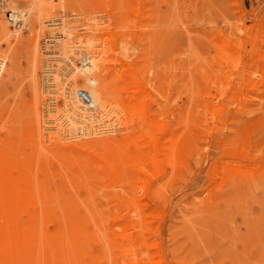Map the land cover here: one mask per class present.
<instances>
[{
	"label": "rangeland",
	"instance_id": "obj_1",
	"mask_svg": "<svg viewBox=\"0 0 264 264\" xmlns=\"http://www.w3.org/2000/svg\"><path fill=\"white\" fill-rule=\"evenodd\" d=\"M35 1L0 10V264H264V0Z\"/></svg>",
	"mask_w": 264,
	"mask_h": 264
},
{
	"label": "bare ground",
	"instance_id": "obj_2",
	"mask_svg": "<svg viewBox=\"0 0 264 264\" xmlns=\"http://www.w3.org/2000/svg\"><path fill=\"white\" fill-rule=\"evenodd\" d=\"M7 5H9L8 4V0H7ZM63 7L64 6L61 4L60 1H58V2L57 1L56 2H51V3H47V2L44 3V2H41L40 0H37V1H35L31 5V8L33 9V11H38V12H42L43 10L46 11L45 9H54V8L61 9ZM11 16H12V19H14L15 21H17L18 15L12 9H11V14L9 16L10 19H11ZM56 24L62 25L63 24L62 23V20L57 19L56 20ZM61 29L63 30V27ZM63 31H65V30H63ZM62 34H64V33H62ZM71 36L72 35H71L70 32L65 33L66 40L61 41L63 44H62V47H60V48L63 49V53L66 54V57L69 59L68 65L74 59L73 54H76V55L77 54H79V55L81 54L82 60L85 62V64H84L85 69L88 72V74L86 75V78H85V82L87 83L86 84L87 87L85 88V90H82V89H78L77 90L74 87H71L68 90L67 97H68L69 100H68V103L65 104L63 106V108H62L63 112H66L68 114V116L66 117L67 119L66 120L64 119V123H68L70 125L69 130L70 129H73L74 130L75 127H79V128L82 127L85 131H88V132L89 131L90 132L92 131V133H93L95 131V128H96L95 126L102 119L100 113H101V111H103V109H105L104 107L106 106V102H107L108 99L103 94L104 92L100 89L101 88L100 85L98 87V83H97L96 79L93 77L94 75L91 72V71H93V70H95L97 68V64H98L97 63V60L95 59L96 57H94V55H93V50H92L93 45L90 44V43L89 44H82V43L81 44H77L76 43L77 45H74L75 43L73 44V40H72V37ZM45 52L47 53V51H45ZM52 53H58V52H51V54ZM47 54H49V52ZM4 62L5 61H3L2 59H0V76H1V73H2V71L4 69V67H5ZM71 64H72V62H71ZM75 69H76L75 67L72 68V70H75ZM77 70H79V69H77ZM80 70H82V69H80ZM46 71L49 72L48 70H46ZM50 72H51V70H50ZM80 90L81 91H84L89 96L90 104L87 105L88 107L79 104V102L82 101L78 97V92ZM51 93H57V90L56 89L55 90H52ZM51 99H52V96H51ZM51 111H56V110H54V108H53V109H51ZM45 115H46V113H45ZM46 122H48V120ZM102 125H106V124L105 123H100L97 126H102ZM53 128L57 129V126H55ZM53 128H51V129H53ZM95 133H99V132L97 131ZM48 134H47V137L50 138L51 136L48 135Z\"/></svg>",
	"mask_w": 264,
	"mask_h": 264
},
{
	"label": "built area",
	"instance_id": "obj_3",
	"mask_svg": "<svg viewBox=\"0 0 264 264\" xmlns=\"http://www.w3.org/2000/svg\"><path fill=\"white\" fill-rule=\"evenodd\" d=\"M7 8V0H0V10H5L7 14L10 16L11 10L6 9ZM78 97L84 102L86 105L90 104L89 96L84 91L78 92Z\"/></svg>",
	"mask_w": 264,
	"mask_h": 264
}]
</instances>
